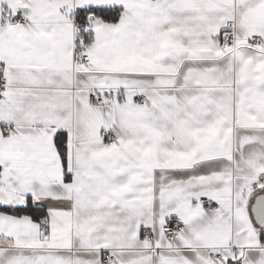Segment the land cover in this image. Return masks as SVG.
<instances>
[{"label": "snow or ice", "instance_id": "obj_1", "mask_svg": "<svg viewBox=\"0 0 264 264\" xmlns=\"http://www.w3.org/2000/svg\"><path fill=\"white\" fill-rule=\"evenodd\" d=\"M0 264H264V0H0Z\"/></svg>", "mask_w": 264, "mask_h": 264}]
</instances>
